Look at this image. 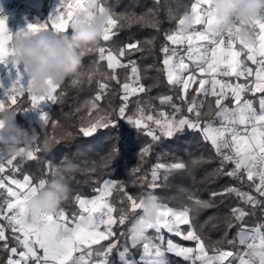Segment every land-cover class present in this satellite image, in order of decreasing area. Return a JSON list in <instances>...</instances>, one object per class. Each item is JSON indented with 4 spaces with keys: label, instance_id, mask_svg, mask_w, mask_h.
Returning <instances> with one entry per match:
<instances>
[{
    "label": "snow or ice",
    "instance_id": "1",
    "mask_svg": "<svg viewBox=\"0 0 264 264\" xmlns=\"http://www.w3.org/2000/svg\"><path fill=\"white\" fill-rule=\"evenodd\" d=\"M96 13L107 16L101 39L104 42L110 41L116 34L114 29L123 27L126 21L133 22L131 17L114 14L105 7L102 0H59L54 13L45 22L28 23L26 29L18 32L26 35L39 30L68 33L81 14L91 17ZM169 14L172 15L171 10ZM6 19L0 17V64L11 63L16 69V79L4 90L3 98H0V110L13 109L19 113L35 111L42 102L56 104L64 95L59 91L60 86L49 82L50 91L47 95L37 97L30 93V81L11 59L12 40L18 32H10ZM213 20L210 0H194L190 10H185L179 17L175 32L166 36L173 46L187 45L183 53L177 47L161 48L167 83L178 89L176 97L165 95L159 98L161 106L171 105V112L163 107L156 109L151 104L147 107L138 104L135 112L126 115L131 97L147 91L140 83V69L135 61L123 63L120 59L128 55L129 50H139L138 41L118 51L101 43L81 50V58L86 54H95L98 61H107V68L111 71L101 73L97 63L89 73H79V77L87 75L89 82L97 74L101 76L98 91L88 111L87 123L82 124L79 131L88 137L99 128H116L121 137L114 151L117 161L123 158L125 137L120 132L119 123L124 119L136 129H146L153 141H159L161 135L172 137L185 127L199 131L220 156L221 171L225 164H232V169L225 174L242 184L249 182L255 193L264 197V12L251 22L250 33L246 37L240 35L239 23L234 31L224 34L212 31L210 26ZM135 22L158 26L157 22L143 16L136 18ZM195 25H201L202 29L197 30ZM147 43L151 44V41ZM237 44L239 48L236 47ZM247 61L255 67L249 66ZM117 69L125 70L123 77ZM79 77L72 82L78 83ZM112 81L120 90L121 106L118 109L110 103L106 108L98 103L115 94L116 89L110 83ZM0 87L3 85L0 84ZM190 90L194 95H190ZM247 94L253 98L259 94L258 109ZM25 96L31 105L28 108H22L19 103L20 98ZM201 96L204 97L203 100L198 99ZM208 97L213 99L209 101ZM229 99L231 104L228 103ZM175 100H179L180 104L175 103ZM114 114L119 119H113ZM207 117H215L216 122L206 119ZM40 120L41 125L47 126L50 123L49 114L41 111ZM72 135L67 131L59 138L55 135L47 137L44 147L59 144ZM37 140L38 136L35 135L28 147L22 145L16 154H11V158L6 159L0 153V174L5 173L6 164L12 165L17 156L35 159L40 150L36 147ZM149 151L150 147H145L142 154L146 155ZM185 168L183 162L158 164L152 170V181L159 178V169L172 171ZM51 174L53 176L55 171ZM145 183L146 189L142 188L140 193L132 194L126 191L124 185L105 180L102 187L95 190L98 194L94 197H75L79 211L71 217L62 209L51 215L29 216L24 207L25 202L43 190L47 180L40 179L38 183H33L28 175L22 180L0 175V189L6 190L8 197L5 205L0 206V220L7 221L6 224L0 223V242H3V249L10 253L7 264H112L110 256L118 247V241L113 239L117 236L115 226L124 225L138 211L142 214L145 192L153 191L156 187L154 183ZM114 190L121 193L119 204L109 200ZM225 193H235L245 203L257 202L256 196L236 187L226 189ZM212 195L215 197L218 194ZM159 203L160 209L154 223L140 229L133 224L129 229L131 248L142 245L143 264H168L166 253L182 257L189 264H264V223L251 229L241 228L237 238L229 241L233 245L238 242L242 246L241 251L223 250L215 244L207 243L192 227L191 207L174 210ZM193 203L197 209L210 207L200 199H195ZM232 214L238 221L247 215L241 208H233ZM181 225H188V230H182ZM8 230L12 232L19 248L9 246V237L6 235ZM149 230H154L157 237H150ZM165 230L184 241L194 242V246L185 247L172 239L165 241ZM105 241L108 243L104 244ZM128 253V247L119 252L121 264H134L127 258Z\"/></svg>",
    "mask_w": 264,
    "mask_h": 264
},
{
    "label": "trees",
    "instance_id": "2",
    "mask_svg": "<svg viewBox=\"0 0 264 264\" xmlns=\"http://www.w3.org/2000/svg\"><path fill=\"white\" fill-rule=\"evenodd\" d=\"M102 2L114 14L131 17L133 22L126 21L123 27L113 30L116 34L110 41H101L100 43L118 51L130 43L139 42V50H129L128 55L120 59L123 63H127L129 60L135 61L140 69V83L145 86L147 91L131 97L126 115L135 112L138 104H144L145 107L151 104L156 109L171 107V105L161 106L159 103L161 96L176 97L178 92V89L167 83L166 74L163 71L164 54L161 52V48L164 46L173 47L166 36L175 32L179 17L185 10H190V5L194 0H102ZM141 16L157 22L158 26L151 27L147 23L135 22L136 18ZM34 18L40 23L45 22L48 18L47 7H42ZM147 41H151V44ZM97 63H99L101 73L111 71L107 68V61H98L95 54H86L82 57L77 73L67 77L60 85L59 91H62L64 95L56 104L51 103L46 107L50 116V123L47 126L29 122L21 116V112L17 113L21 128L29 132L32 129L35 130V135L38 136L36 147L40 150L35 159L17 156L12 167H17L21 175H28L32 178L33 183H38L40 179L50 181L53 178L52 171L56 170V166L62 165L64 158L78 165L75 171L65 174L70 192L67 200L63 201L59 208L64 210L69 217L79 211L75 197L77 195L80 197L96 195L95 190L101 187L108 178L124 185L126 191L132 194L140 193L142 188L146 189L145 181L154 183L156 187L150 192L158 197L159 202L175 209L182 210L185 207L193 209L190 214L192 227L207 243L215 244L223 250L241 251L242 246L238 242L233 245L229 241L237 238L241 228H250L264 223V211L261 210L264 209V197L255 193L249 182L245 181L242 184L239 180L225 174L232 169V164H225L221 171L220 156L215 153L210 142L203 139L199 131L185 127L172 137L161 135L159 141H153L147 135L146 129H136L124 119L119 123L120 132L125 137L123 158L119 161L114 155L121 140L116 128H99L88 137L80 133V126L87 123L88 111L98 91V82L101 76L97 74L89 82L87 75L79 77V73H89ZM247 63L251 62L247 61ZM124 71L117 69L121 77L124 76ZM77 77H79V82L73 83V79ZM110 83L116 89L115 94L98 103L104 108L108 107L110 103L112 107L118 109L121 106L119 86L114 81ZM190 95H194L191 90ZM247 96L255 99L258 94L255 98L250 94ZM198 99L203 100L201 97ZM212 99V97H208L209 101ZM19 103L22 108L30 106L26 96L21 97ZM175 103L180 104V101L175 100ZM228 103L231 104L230 99ZM113 119L119 118L114 114ZM206 119L214 120L216 118L207 117ZM53 124L56 126L53 127ZM67 131L73 134L70 139L62 140L61 143L50 145L47 148L44 147L47 137L55 135L59 138ZM157 134L159 135V132ZM145 147H150V151L146 155L142 154V149ZM194 161H199V163L194 164ZM178 162H183L186 168L172 171L159 169V178L152 181V170L156 165H171ZM231 187L251 193L256 196L257 202L255 204L245 203L235 193H225V190ZM213 193L218 195L213 197ZM120 198L121 193L114 190L110 201L119 204ZM195 199L207 202L210 207L197 209L193 203ZM6 200L5 193L0 189V206H4ZM233 208H241L247 215L243 220L238 221L232 214ZM140 215L141 213L138 211L131 215L124 225L115 226L117 236L113 239L118 241V247L113 250L110 256L112 264H121L119 252L123 251L125 247L129 248L127 257L129 260L134 264H143L140 259L142 245L133 249L128 239L129 229L137 222ZM0 222L7 223L3 220ZM188 228V225L181 226L184 231H187ZM6 235L9 237V246L17 247L12 232L8 230ZM148 235L152 238L157 237L154 230H149ZM168 236L166 234L164 238L167 239ZM171 237L179 242L184 241L174 235ZM103 243L107 244L108 242ZM2 244L3 242H0V264H7L10 253L3 249Z\"/></svg>",
    "mask_w": 264,
    "mask_h": 264
},
{
    "label": "clouds",
    "instance_id": "3",
    "mask_svg": "<svg viewBox=\"0 0 264 264\" xmlns=\"http://www.w3.org/2000/svg\"><path fill=\"white\" fill-rule=\"evenodd\" d=\"M214 17L211 30L224 34L234 31L237 23L241 26V36H248L251 22L264 12V0H210ZM107 23L106 14L96 13L91 17L81 14L68 33L53 30H39L31 34L18 32L12 40L14 64L22 67L30 81V93L45 96L50 85L60 86L67 77L77 73L81 65L80 52L86 46L99 45ZM17 112L13 109L0 110V146L10 154H16L20 147H28L35 136L17 125ZM78 168L73 161L64 158L62 165L56 166L53 178L46 187L25 202L29 216L55 214L69 196L66 173ZM160 203L151 192L144 194L142 214L135 226L145 228L156 221Z\"/></svg>",
    "mask_w": 264,
    "mask_h": 264
},
{
    "label": "crops",
    "instance_id": "4",
    "mask_svg": "<svg viewBox=\"0 0 264 264\" xmlns=\"http://www.w3.org/2000/svg\"><path fill=\"white\" fill-rule=\"evenodd\" d=\"M8 1L9 0H0V13H1V11L4 10V8L7 5ZM57 2H58V0H25L24 10H25V13H26L27 20H26L25 23L19 25L16 28L15 33L20 31V30H22V29H26L28 23L37 22V20H35L34 17L37 16L38 12L42 9V7H44V6L47 7L48 16L51 13H54L55 9L57 8ZM7 26H8V24H7ZM194 27L196 29L199 28V27L202 29L201 25H195ZM201 29H198V30H201ZM173 47H177L178 48L179 46H173ZM19 68H20L21 72H23L22 67L19 66ZM25 78L27 79L26 76H25ZM15 79H16V69L12 67L11 63H8L7 65L0 64V84L3 85V87H0V98H3L4 90L9 88L11 86L12 82ZM258 98H259V94H258V96L255 99H253L254 100V104L257 107V109L259 108ZM50 105H51V102H42L37 110L21 112V116L24 119L28 120L29 122H35L36 124L41 125L40 113H41V111L47 112L46 107H48ZM16 123H17L18 126L20 125V121L17 118V116H16ZM0 153L4 154L6 159L7 158H11V154L9 152H7L6 150H4L3 146L0 147ZM6 159H5V163H6ZM0 175L8 176V177H11V178H14V179H18V180H22L23 177L25 176V175H21L20 174V172L18 171L17 167H15V166L12 167V165H7V164H6L5 173L0 174ZM106 180H112V181L115 182V180L110 179V178H108ZM102 185H103V183H102ZM102 185H101V187H102ZM2 190L5 193L6 198L8 199L6 190H4V189H2ZM94 196L82 197V198H92ZM109 200H110V197H109ZM173 209L174 210H180V209H175V208H173ZM0 223H2V222H0ZM181 226H183V225H181ZM166 234L169 235L167 239H172L175 243H178V244H180L182 246H185V247H193L194 246V242H192V241L179 242V240H176V239L172 238L171 237L172 234L167 233L166 230H165L163 232V236H165ZM167 239H165V241ZM17 247L19 248L20 246L18 245ZM141 256H142V252H141V255H140V259H141ZM165 258H166L168 264H189V262L184 261L182 257H177L173 253H166V257Z\"/></svg>",
    "mask_w": 264,
    "mask_h": 264
},
{
    "label": "built area",
    "instance_id": "5",
    "mask_svg": "<svg viewBox=\"0 0 264 264\" xmlns=\"http://www.w3.org/2000/svg\"><path fill=\"white\" fill-rule=\"evenodd\" d=\"M58 5H59V0L57 2V6ZM24 7H25V0H9L4 10L1 11L0 17L7 18L6 22L8 24V28L10 32L15 33L16 28L19 25L26 22L27 18H26ZM198 29H201V28L199 27L197 28V30ZM236 47L239 48V44H237ZM186 48H187V45L185 44V45L179 46L178 50H180L183 53L185 52ZM186 62L188 61L186 60ZM249 66L254 67V65H251V63L249 64ZM201 99H204V97L201 96ZM164 110H167L168 112L172 111L169 108H166ZM213 121L216 122V119H214ZM261 210L264 211L263 208Z\"/></svg>",
    "mask_w": 264,
    "mask_h": 264
},
{
    "label": "rangeland",
    "instance_id": "6",
    "mask_svg": "<svg viewBox=\"0 0 264 264\" xmlns=\"http://www.w3.org/2000/svg\"><path fill=\"white\" fill-rule=\"evenodd\" d=\"M167 108H169V109H171L172 110V107H167ZM163 109H166V108H163ZM167 111V110H166ZM149 123H151V122H149ZM255 226H253V227H250V228H248V229H251V228H254Z\"/></svg>",
    "mask_w": 264,
    "mask_h": 264
}]
</instances>
